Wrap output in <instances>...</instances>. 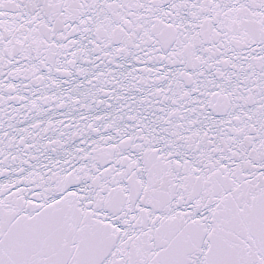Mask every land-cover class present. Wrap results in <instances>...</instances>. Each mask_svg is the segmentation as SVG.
Listing matches in <instances>:
<instances>
[{
  "label": "snow or ice",
  "instance_id": "1",
  "mask_svg": "<svg viewBox=\"0 0 264 264\" xmlns=\"http://www.w3.org/2000/svg\"><path fill=\"white\" fill-rule=\"evenodd\" d=\"M0 264H264V0H0Z\"/></svg>",
  "mask_w": 264,
  "mask_h": 264
}]
</instances>
